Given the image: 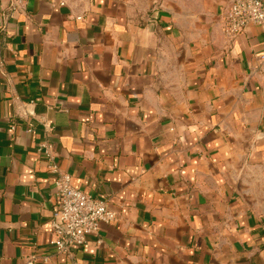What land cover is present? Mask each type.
I'll return each mask as SVG.
<instances>
[{
	"label": "crops",
	"instance_id": "obj_1",
	"mask_svg": "<svg viewBox=\"0 0 264 264\" xmlns=\"http://www.w3.org/2000/svg\"><path fill=\"white\" fill-rule=\"evenodd\" d=\"M63 1L0 0V264H264V30L225 36L233 0ZM41 144L118 214L70 255Z\"/></svg>",
	"mask_w": 264,
	"mask_h": 264
},
{
	"label": "built area",
	"instance_id": "obj_2",
	"mask_svg": "<svg viewBox=\"0 0 264 264\" xmlns=\"http://www.w3.org/2000/svg\"><path fill=\"white\" fill-rule=\"evenodd\" d=\"M65 6L63 0H57ZM23 0H12L11 10L18 11ZM222 32L227 37H235L251 27L264 30V0H233L222 21ZM264 62V54L260 57ZM12 131L15 130L13 126ZM28 132H32L29 130ZM39 152L50 162L48 170L57 176V206L53 212L55 230L50 239V246L59 255H70L82 249L89 237L99 235L102 225L118 222V214L110 210L103 199H95L72 185L71 175L62 172L54 163L52 149L48 144H41ZM98 246L103 244L98 240ZM38 258L30 257L27 264H36Z\"/></svg>",
	"mask_w": 264,
	"mask_h": 264
}]
</instances>
